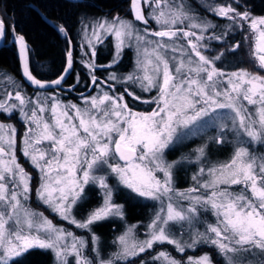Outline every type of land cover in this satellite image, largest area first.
<instances>
[{"label":"snow or ice","instance_id":"obj_1","mask_svg":"<svg viewBox=\"0 0 264 264\" xmlns=\"http://www.w3.org/2000/svg\"><path fill=\"white\" fill-rule=\"evenodd\" d=\"M234 2L235 7L233 3L202 5L227 21L219 34V25L174 0H143L150 7L147 16L142 0H131L134 20L101 18L91 24L90 31L84 24L85 42L91 47L86 55L92 57L86 64L93 72L118 64L125 48H136L133 72L123 77L110 73L104 84L109 89L116 83L143 92L155 89V96L142 101L155 105L151 111L130 108L125 94L137 101L141 97L128 88L119 94L101 89L98 95L83 98L84 107L65 104L58 95L37 94L33 100L21 90L4 92L0 111L12 114L18 109L27 125L19 151L39 173L37 198L62 220L90 233V251L95 255L86 254L88 238L54 224L30 207L32 175L16 155L17 129L0 122V264H24L35 250L51 252L54 264H69V257L75 264H135L132 258L165 243L182 254L211 246L225 264H264V154L251 150L253 144L264 146V75L246 68H218L224 51L212 57L204 54L207 41L227 43L229 33L239 31L249 44L251 60L264 70V15H253L247 4ZM149 18L158 29L136 27L135 21L148 25ZM59 31L67 30L61 26ZM4 36L0 18V38ZM109 37L113 60L96 65V45ZM16 40L28 81L40 89L61 86L72 68L71 50L66 53L64 74L51 82L41 81L29 69L25 37L17 35ZM240 47L238 41L228 51L235 53ZM91 80L98 85V77L93 75ZM208 127L216 129L212 143L232 144L227 160H209L207 143L178 160H166V150L182 143L193 129L200 132ZM186 163L198 167L191 176L192 185L181 190L174 174ZM109 177L130 193L158 202L159 207L145 226L143 239L138 225H128L112 242L117 250L104 259L93 226L125 220L124 205L115 201ZM86 188L98 191L100 203L77 219L74 210L89 199ZM205 213L214 222L202 219ZM151 259L159 264H214L208 253L180 260L159 251Z\"/></svg>","mask_w":264,"mask_h":264},{"label":"trees","instance_id":"obj_2","mask_svg":"<svg viewBox=\"0 0 264 264\" xmlns=\"http://www.w3.org/2000/svg\"><path fill=\"white\" fill-rule=\"evenodd\" d=\"M177 1L179 0H174V2ZM242 1L246 4H251L249 10L253 13V15L264 14V0ZM183 2L185 7L187 9L190 8L192 13H198L202 17H210L216 24L223 21V18L217 17L211 12L206 11L205 7H202V5L233 3V6H236V3L232 0H183ZM143 8L146 15V11L149 6L146 5ZM242 9L243 8L241 7L239 10ZM39 10L42 11L52 23L46 22L40 15ZM97 15L107 17L119 16L126 19L134 18L131 10V0H0V18L4 20V24L6 26V38L4 44L0 47V78L2 77L5 79V76H8L18 81V83H20V85H22L27 92L24 93L28 97L37 92H49L51 95H58L59 99L62 101H72L73 103L81 104L83 102L81 97L84 95L87 96L86 94L93 89L94 84L92 83L91 77L95 75L98 77L99 83L103 85L104 79L107 78V70H109V68L98 67L95 72L87 68V72V69L83 68L78 60L80 56L77 52L78 44L76 41L78 27L82 21L85 22ZM61 26L67 31H59V27ZM17 35H23L25 37V41L30 48L29 69L36 78L41 80H52L61 74L65 64L66 53L69 51V40H71L73 63L65 82H75L72 75L77 73L81 78V83L78 84H87V87L91 85L89 89L84 90L85 87L83 86H75V88H72V91L55 92L52 88L36 89L28 86L20 77L15 47L13 43L9 41ZM238 41L241 42V47L237 49L235 53L229 52V46ZM111 42V37H109L103 44L96 45V65H103L104 62H108L113 58L111 52ZM207 43L209 44V48L204 52L206 56L212 57L218 52H225L223 62H217L216 64L218 68L223 67L228 71L235 70L236 68H246L250 72H256L260 75H264V70L259 69L251 60L248 54L249 44L244 41L243 34L241 32L236 31L229 33L227 43L223 41H207ZM104 48L107 52L105 56L100 57L101 51ZM131 48L134 49V47ZM125 55L129 57V54L126 52L123 56L125 57ZM116 65H112L111 68L115 67L118 71L123 70L118 64ZM122 85L123 83H116L114 88L109 89L106 87V89L110 94H119L123 92ZM6 88H8V84L0 81V89L3 91ZM16 112L17 111L15 110L12 114H7L0 111V121L5 123L12 122L17 129L16 136L18 143L16 154H18L17 157L21 159L23 165L25 164L24 167L32 175L33 190L31 198L28 202L31 207L40 210L55 223L63 224L67 228L72 229L73 227L69 226L70 223L57 217V215L52 212L47 205L36 199L35 190L39 181V173L28 163L27 159L23 157L22 153L19 151V141L25 128V123L20 119ZM219 150L220 152L223 151L222 149ZM179 171H184V173H179ZM177 174L180 176L184 175L183 178L185 177L186 180L187 176H189V174L191 175V170H189L187 165L179 168ZM178 187L181 190L188 188L183 185ZM129 209L130 208H128V206H124L125 218L128 220H133L135 218V220H147L149 218L147 214L143 215V217L142 215L130 216V212H128ZM74 232L76 234L81 233V231L78 230ZM161 250L170 252L172 256L178 259H186V255L189 254L196 256L208 253L212 256L214 264H225L224 258L220 256L211 246H200L196 249H189L186 254H182L176 252L174 246L167 243L154 246V248L150 249L147 253H142L139 257H134L132 259L135 260V264H137V261L139 262L141 257H150L154 252L156 253ZM121 264H128V262H121Z\"/></svg>","mask_w":264,"mask_h":264},{"label":"rangeland","instance_id":"obj_3","mask_svg":"<svg viewBox=\"0 0 264 264\" xmlns=\"http://www.w3.org/2000/svg\"><path fill=\"white\" fill-rule=\"evenodd\" d=\"M177 2L184 3L183 0H179ZM149 11H150V7L147 9L146 15L148 14ZM241 11H243V9ZM194 14L197 15L198 17H202L198 13H194ZM259 15H261V14H259ZM259 15L257 14V16H259ZM113 17H115V16L107 17V16H103V15H97V16H95L93 18L88 19L87 21H85V22H83V23H81L79 25L78 31L76 33V41H77V44H78L77 52L80 55L78 60L80 61L81 66H83V68L87 69L88 67H87L86 61H91L90 60L91 56L90 55H86V53H90L91 52V47L85 42V34H84V31H83L84 24H88L89 25V31H90L91 30V24L93 22H95L96 20L101 19V18H108L109 20H111ZM206 18L214 23L213 19H211L210 17H206ZM123 19H126V18H123ZM127 20H134V18H130V19H127ZM226 23H227V21L225 19H223V21L217 23V25L219 24V26H220V27H218L216 29V32L218 31L217 34H219L223 30V25H225ZM135 24H136V27H138L140 29L148 27L150 31L153 30V29H158V27H159L152 19H150L148 25H144L143 22H140V21L135 22ZM150 38L155 39V37H150ZM111 41H112V38H111ZM111 43H112L111 52H112V56H113V54H114L113 41ZM106 52H107V50H105V48H104L101 51L100 57L105 56ZM125 52L127 54H129V57L126 59L127 55H125V57L122 55V57L120 58L121 60L118 63V65L124 71L123 70L118 71L115 67L114 68H109V70H107V78L104 79V81H106L108 79L110 73H113V72L116 73L118 77H123L124 75L133 72V70L135 68V63H136V48L135 47H134V49H132L131 47L125 48L123 50V54ZM112 60H113V58L111 60H109L108 62H104L103 65L110 64ZM87 72H88V69H87ZM8 78H9L8 76H5V79L2 78V77L0 78L1 82H3V83L6 82L8 84V88H6L5 90L2 91L0 89V99L4 98V92L5 91L12 92L14 94L16 90H21L23 92V94L27 93L25 91V89L23 88V86L20 85V83H18V81L14 80L11 77H10L11 81H9ZM109 83H113V82L109 81ZM126 84L127 83H123L122 90L126 88L125 87ZM106 87H107V85H105L104 83H103V85H101L100 83H98V85L94 84L93 89L89 93L86 94L87 96L84 95V96L81 97L83 102H84V99H83L84 97L96 96V95H98V93L100 92L101 89L107 91ZM134 88L139 89V88L134 87V86L133 87H129L130 92H133L134 90H131V89H134ZM84 90H85V88H84ZM139 91H140L141 94L137 95V96L141 97V100H140L141 102L144 101V100L151 99L152 92H150V94H148V96H149L148 97V96H145L147 94V92L144 93L140 89H139ZM143 93H144V95H143ZM37 94H39L40 96H53L49 92H46V93L37 92V93H34L32 96H29V97H31L33 100H35ZM63 102L65 104H67L70 101L69 102L68 101L67 102L63 101ZM83 102L81 104H79V103H73L71 101L70 103L76 104V105H78L80 107H84V103ZM144 104H147V103H143V105ZM154 107L155 106L153 104H148V107H143L142 106V107H138V108L137 107H130V108H132L134 111H138V112H148V111H151L152 108H154ZM16 111H17L16 113L19 115L20 119L22 121H24L21 118V116H20L19 110L17 109ZM45 115L47 116V113H45ZM3 123H5V122H3ZM24 123H25V121H24ZM5 124L14 125L12 122L5 123ZM26 127H27V125L25 123V128L23 130L22 136H23V134H24V132L26 130ZM215 135H216V129L212 128V127H208L206 129H203L200 132H197L195 129H193L192 133H190L183 140L182 143L178 144L173 149L165 151V158L168 161L178 160V159L181 158L182 155H185V156L186 155H190L193 152L194 149H196L199 146L207 143L208 144L207 151H208L209 160H211L212 162L225 161L231 156L232 151H233V146H232V144L216 145V144L212 143L210 138L212 136H215ZM228 139L230 141H232L234 138H233V136L229 135ZM219 149H222L223 151L220 152ZM251 150L254 151L257 155L264 154V146H261L259 144L251 145ZM16 155H18V154H16ZM18 160L22 164V166L24 167L25 164L23 165L21 159L18 158ZM187 165L189 167V170H191V175L189 174V176H187L186 180H185V177L183 178L184 175L180 176V175L177 174L179 169H177L175 174H174L175 185H176V187L178 189H179L178 186H182V185L189 188L192 185V183H193L192 180H191V176L197 170L198 166L195 163H191V164H187L186 163L183 167H185ZM26 171L28 172L27 169H26ZM180 172L184 173V171H179V173ZM109 183L111 185H113L114 189L116 190L115 201L117 203L123 204L126 207L128 206V208H130L128 210V212H130V216H136V215L137 216H141V215L143 216V215H146V214L149 216V218L147 217L148 218L147 220H145V219L135 220L136 218L133 219V220L132 219L128 220L126 218H125V220L114 219V220H108V221L100 222V223H98V224L93 226V229H92L93 232H95L96 235L100 237V247H101V249L104 248V249H108L109 251H111V252L108 251L109 252V256H110L111 253H113V252H115L117 250L116 246L112 243L113 240H115V238L118 235L122 234L126 230L128 225H133V224L138 225V230H137L138 235L140 236L141 239L144 238V234L146 232L145 226L150 222V220L152 219V217H153L154 213L156 212L157 208L159 207V205H158V202H156V201L148 200V199H145V198H141V197L136 196L134 193H130L129 190L124 189L122 186L118 185L117 181H116V179L114 177H109ZM39 184H40V177H39V181H38V184H37L36 188L39 187ZM86 192L88 193L89 199L87 201H85L82 204V206H79L77 210H74V215H76L77 219H83L87 215L88 210H90L93 207L98 206L99 203H100V197H99L98 191H96L94 188H86ZM36 199L39 202L42 203V201H40L37 198V195H36ZM28 204H29V202H28ZM31 208L34 211L41 212L40 210H37V209H35L33 207H31ZM57 217H59V216H57ZM205 218L208 220V222H214V220H215V218L213 216H211L210 213H205L204 216L202 217V219H205ZM53 223L58 225V226H61V227L65 228V229H67L69 231H72V232L77 231V230L81 231L80 234H76L75 232L74 233L77 236H84V237L88 238V240H90V242H91V235L86 230L78 229V228L75 227V225H72V224H69V226L73 227L74 229L73 228L69 229L65 225L59 224V223H55L54 221H53ZM198 227H200L201 231H203V227L202 226L198 225ZM174 231H175V229H174ZM89 247H91V246H89ZM161 251H165V250H161ZM158 252L159 251H157L156 253L154 252L152 256L156 255ZM50 254H51V258H50V263L49 264H54L53 254L51 252H50ZM189 255H191V254H189ZM199 255H201V254H199ZM199 255H196V256H199ZM109 256H106V257L102 256V258L107 259V258H109ZM152 256L146 257V258H142L141 257L140 261L139 262L137 261V264H141L142 260L144 261V264H159V262H155V261H153L151 259ZM176 259H178V258H176ZM180 260H184V259L180 258ZM69 261L71 263L74 262V258L69 257ZM121 262H126V261H121ZM121 262H118V264H121ZM72 264H75V262L72 263Z\"/></svg>","mask_w":264,"mask_h":264},{"label":"flooded vegetation","instance_id":"obj_4","mask_svg":"<svg viewBox=\"0 0 264 264\" xmlns=\"http://www.w3.org/2000/svg\"><path fill=\"white\" fill-rule=\"evenodd\" d=\"M145 6L146 5H144L142 3V7H145ZM127 58H128V56L126 57V59ZM72 77H73V79H74L75 82H73V83H70V82L67 83V82H65L66 81L65 80V81L62 82V85L61 86L53 87L52 90H55V92H63V91H69V90L72 91V88H75V86H79V87H82L83 86V87H85V90H87L91 86L90 85V86L86 87L87 84H81V85L78 84V83H81V78H80L79 74H77V73H74L72 75ZM125 87L128 88V91H130L128 84H126ZM131 90H134L133 92L135 94H137V95H140L141 94L140 91H139V89L134 88V89H131ZM124 92H125V89H123V92L122 93H124ZM151 92H152V96L151 97H153V96L156 95L155 89H153V91H151ZM144 93H146V92H144ZM144 93H143V95H144ZM148 94H150V92H147V94L145 96H148ZM124 99L128 103L129 107H137V108L138 107H142V106L143 107H148V104H144L143 105V102H141L140 100L137 101V100L133 99L132 96H129L127 94H125ZM89 246H91L90 240H89ZM90 249H91V247H89V249L86 250V254L89 255L90 257H94L95 254L92 253L90 251ZM108 251H109L108 249L102 248L101 249V256H103V257L109 256V252H111V251H109V252ZM50 258H51L50 252H45V251H42V250H35V251H31L30 254L27 255V257H26V259L24 261V264H49L50 263ZM72 263H74V262H72ZM72 263L70 262L69 264H72Z\"/></svg>","mask_w":264,"mask_h":264},{"label":"water","instance_id":"obj_5","mask_svg":"<svg viewBox=\"0 0 264 264\" xmlns=\"http://www.w3.org/2000/svg\"><path fill=\"white\" fill-rule=\"evenodd\" d=\"M73 1V0H72ZM233 2H234V0H232ZM235 3V2H234ZM239 3L241 4V5H244V4H246L244 1H242V0H239ZM248 5V7H250L251 6V4H247ZM243 8V7H242ZM243 10H244V8H243ZM39 13H40V15L42 16V18L46 21V22H48V23H52L51 22V20L42 12V11H40L39 10ZM5 38H6V26H5V36H4V38H0V47L4 44V41H5ZM11 43H13V45H14V47H15V51H16V55H17V60H18V65H19V72H20V77H21V79L28 85V86H30V87H33V88H36V89H40V88H38V86H36V85H34V84H32L30 81H28V79L25 77V75H24V73H23V61H22V58H21V56H20V53H19V43H18V41L16 40V37H13V38H11L10 40H9ZM69 50H72V42H71V40H69ZM66 66H67V64H66V58H65V64H64V68H63V71L61 72V74L57 77V78H59L61 75H63L64 74V69L66 68ZM69 73H70V71L68 72V74L67 75H65V79H64V81L66 80V78H67V76L69 75ZM57 78H55V79H52V80H41V81H47V82H51V81H53V80H56ZM38 79V78H37ZM53 87H57L56 85H49L47 88H44V89H49V88H53Z\"/></svg>","mask_w":264,"mask_h":264}]
</instances>
